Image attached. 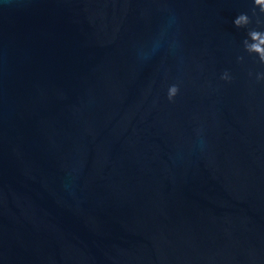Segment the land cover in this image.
<instances>
[{"label": "water", "instance_id": "1", "mask_svg": "<svg viewBox=\"0 0 264 264\" xmlns=\"http://www.w3.org/2000/svg\"><path fill=\"white\" fill-rule=\"evenodd\" d=\"M0 264H264V0H0Z\"/></svg>", "mask_w": 264, "mask_h": 264}]
</instances>
